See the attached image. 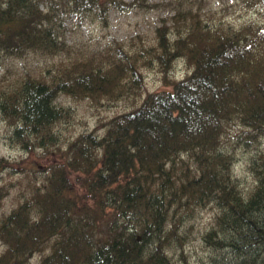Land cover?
I'll return each mask as SVG.
<instances>
[{
	"label": "trees",
	"instance_id": "16d2710c",
	"mask_svg": "<svg viewBox=\"0 0 264 264\" xmlns=\"http://www.w3.org/2000/svg\"><path fill=\"white\" fill-rule=\"evenodd\" d=\"M257 21L209 22L178 0L154 43L133 50L111 39L91 54L59 60L0 85V117L10 138L38 164L33 149L55 152L28 193L0 216V264H175L171 237L195 207L213 203L204 236L237 259L264 264V151L249 154L252 186L241 191L234 148L264 137V0ZM116 0H0V58L53 54L60 14L90 13L107 25ZM177 57L189 72L168 88L143 93L139 63L166 74ZM92 100L131 95L136 103L63 142L54 129L67 109L59 94ZM185 153L186 157L181 158ZM50 154V153H49ZM46 156V155H45ZM0 158V167L19 165ZM4 194L0 185V199ZM182 255V254H181ZM180 264H188L182 255Z\"/></svg>",
	"mask_w": 264,
	"mask_h": 264
},
{
	"label": "rangeland",
	"instance_id": "374dc122",
	"mask_svg": "<svg viewBox=\"0 0 264 264\" xmlns=\"http://www.w3.org/2000/svg\"><path fill=\"white\" fill-rule=\"evenodd\" d=\"M178 0H116L108 12L107 25H101L90 13L60 14L61 34L58 40L62 47L53 54L36 51L25 52L17 57L0 58V85L5 86L24 72L34 75L46 74L47 66L59 60L80 58L101 49L106 43L114 40L124 47L133 50L136 45L146 46L154 43V28L163 20L171 24L173 7ZM202 13L209 22H222L237 27L243 23L257 21L262 16L258 0H184ZM143 77V93L159 88H168L169 82L179 79L189 72L190 67L177 57L166 74L161 73L156 65L139 63ZM55 103L67 109V116L56 122L54 129L59 133V141L63 142L80 130L101 132V122L116 112L129 108L136 100L131 95L119 99L92 100L74 98L68 94H59ZM11 127L0 117V158L8 161H19V165L0 167V185L4 194L0 199V216L13 208L29 191L34 182H38L43 174L47 160L57 153L42 154L39 148L33 149L38 164L30 162L27 152L10 138ZM256 150L264 151V137L247 148L237 145L234 148L233 173L239 181L241 191L251 188L252 174L248 170L249 154ZM46 155V156H45ZM183 153L181 158H185ZM218 208L213 203L195 207L191 215H185L177 227V235L181 244L171 237L167 245V254L175 264L182 262V255L188 264H214L231 262L237 259L229 249L214 246L204 236L206 230L214 223ZM1 249V245H0ZM182 254V255H181ZM40 251L35 250L26 264H35Z\"/></svg>",
	"mask_w": 264,
	"mask_h": 264
}]
</instances>
